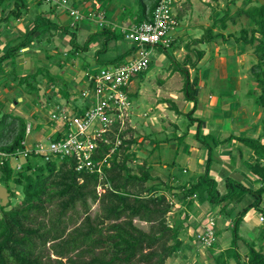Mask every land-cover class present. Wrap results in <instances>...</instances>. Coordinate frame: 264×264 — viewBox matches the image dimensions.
I'll list each match as a JSON object with an SVG mask.
<instances>
[{"label":"trees","instance_id":"trees-1","mask_svg":"<svg viewBox=\"0 0 264 264\" xmlns=\"http://www.w3.org/2000/svg\"><path fill=\"white\" fill-rule=\"evenodd\" d=\"M26 1L0 0V28L9 20H19L23 13H27ZM157 1L136 0L133 23L148 20ZM42 2L44 0H36L35 4L39 6ZM5 9L6 13L3 14ZM131 12L129 9V14ZM43 14L31 17L24 24L23 30L16 32L15 37L5 35L0 51V88L11 85L26 93L37 92L38 83L44 77L48 85L58 86L56 93L62 99H69L66 85L54 74H50L46 66H36L33 72L28 73L15 69L16 58L23 49L33 44L42 48L41 44L48 43L53 33L57 34V40L68 36V50L64 52L53 44L50 49L42 48L44 56L54 61L58 69L62 67L59 61L64 63L68 55L80 56L92 44L97 46L94 61L103 59L102 64L106 65L121 62L134 49V46L127 47L113 58H101L100 55L107 49V42L123 40L124 34L120 30L101 27L87 35L82 44H78L75 41V29L59 25ZM241 15L247 20L248 27H239L235 33L222 32L228 20L234 23ZM123 19L124 13L121 21ZM216 40L227 46H230L231 41L236 48H252L255 61L250 66L249 75L250 81L258 87V94L254 95L250 87L247 96H251L252 104L261 109L262 117L258 123L260 134L256 137L228 135L219 140L213 133H202V120L192 116L197 104L194 95L198 78L194 75L188 80L187 70L180 67L170 55L173 49L170 42L165 58L172 64L173 71L179 72L183 78L181 90L184 99L192 103L184 116L187 126L194 124L193 138L205 155L203 172L183 182H176L174 186L160 182L143 186L152 178L148 170L143 169L144 161L136 167V173H131L126 162L134 159V151L129 150L134 140H122L121 132L117 135V146H114V135L110 132H106L109 143L96 142L92 162L100 161L110 154L101 165L102 177L98 179L95 172L76 171L75 162L70 157L44 160L32 149L24 151L25 120L21 116L0 111V186L5 187L11 198H15L17 190L21 194L15 205L11 206L8 200L4 207H0V264H164L184 249L179 237L184 236L186 226L190 225L187 223V210L193 202L198 206L206 205L209 209L217 207L219 215L230 224L228 246L213 253L220 230L212 222L214 241L206 246L212 253V262L208 264H229L230 260L235 264H264V4L241 6L232 14L225 8L214 17L202 35L192 41L201 44ZM188 45H184L186 50ZM194 55V62L185 55L182 64H189L195 73V63L202 57V53L195 50ZM3 65L10 69L5 70ZM172 110L178 114L177 110ZM116 127L113 123L114 132ZM53 137L57 139L58 135ZM176 139L181 140L180 137ZM232 142L236 143V149L245 148L249 151L250 159L240 161L255 176L256 186L253 188L229 178L227 174L222 175L220 184L209 176L214 171V165L218 164L213 158L216 148ZM20 152L25 155V162L20 169L15 170L9 166V158L17 157ZM98 185L104 187L100 194L95 191ZM159 185H164L166 190L175 189L178 192L176 197L180 199L182 210L177 213L180 218L173 226L166 224L165 216L171 211V204L162 194H158ZM95 203L98 212L90 216L89 204ZM249 210L259 213L261 224L252 239H241L238 225ZM133 219L147 223V231L133 225ZM70 224H73L72 228H68ZM199 227L201 231L202 226ZM238 240L245 247L244 261H240Z\"/></svg>","mask_w":264,"mask_h":264},{"label":"rangeland","instance_id":"rangeland-1","mask_svg":"<svg viewBox=\"0 0 264 264\" xmlns=\"http://www.w3.org/2000/svg\"><path fill=\"white\" fill-rule=\"evenodd\" d=\"M35 1L36 0L26 1L27 13H23L21 19H11L6 25H1L0 51L3 48L1 43L2 39L5 41L6 37H15L16 32L23 30L24 24L29 22L34 15L38 13H50L49 8L52 6V3L44 1L39 4V6H36ZM75 1L80 3L81 6H88V2L92 3V0ZM103 1L107 4L109 2V0ZM68 2L70 4V0H68ZM68 2L57 7L68 9ZM124 3L123 6L126 8H122L124 12L121 11L120 14L124 13V15L127 14L126 16H130L128 15V9L136 13V0H125ZM258 4H264V0H215L214 2L209 0H172L171 13L175 16V19L172 29L167 33L165 43L144 48V50L148 51L147 58L149 63L147 69L130 77V84H128L126 88V99L128 104L124 109H120L119 114H116V116L115 113L111 115L110 118L112 121L105 127L106 132L113 133L114 135V146L119 144L117 135H119L120 132L122 140H134V144L129 146V150L134 151V159L127 161L126 165L131 173H136V167L140 165L141 162H145L143 169L148 170L152 179L147 180L143 186L154 185L158 182L161 184L165 183L168 186H174L176 182H183L203 172L202 164L199 166V162H197L201 155H199V152L195 153L193 151L198 148V143L193 138L194 124L187 126V119L184 116L191 108L192 103L184 99L181 90L183 83L181 74L177 71L174 72L172 64L165 58V55L169 52V47L167 46L170 42L173 44L170 55L180 67H184L187 70L188 80L190 81L194 75L198 78L196 82L198 87L196 86L197 88L194 95L197 99V107L192 116L202 120L201 126L205 128L201 127L202 133H206L207 131L214 135L215 133H219V125L222 123V119H214L211 115L217 111L220 106V100L222 99V111L224 113L221 114V117L226 116L230 119L232 118V122H234L233 118L235 115L242 113V115L240 114L241 118L238 123L234 122L236 123L234 126L229 125L231 129H236L237 132L240 128L245 131L248 130L249 135L247 133L243 134L251 137L256 136L255 134H260L258 123L259 119L262 117L261 109L252 104L251 96H247V90L250 87L253 89L254 95L258 94V87L250 81L249 75L250 66L255 61L251 53L252 48L246 46L231 48L234 43L232 44L230 40L229 45L231 47L221 43L219 40L201 44H194L192 41L199 38L204 29L210 26L214 17L225 8H228L229 13L232 14L241 6L248 7ZM91 8L92 11L90 10L89 13H95L98 10L102 12L97 3ZM6 10L7 9H5L3 14L6 13ZM61 12L67 15L66 10L59 11L56 9L52 13L56 14ZM81 16L84 17L85 15L81 14ZM114 18L115 17L112 19ZM116 18L117 21L115 24L108 25L111 28L110 30L118 31L121 30V28L125 30L126 27L135 24L132 22L131 18V20H129V22L131 21L129 25L119 26L118 23L121 21L122 16L118 15ZM125 18L127 19V17ZM52 21L56 23L54 18ZM234 21V23H230L228 20L226 22V29L222 32L235 33L239 27H248L247 20L242 15ZM81 24H83V22ZM92 26L94 27V25ZM79 27L80 24L78 25V28ZM90 28L91 27H85V29ZM82 32L83 31H81V35L77 36L76 34L75 36V41L78 44L82 43L87 37L86 34L89 33V31ZM57 38V34L53 33L48 43L41 44V47L50 49L52 46L51 44H54L63 52L68 50V36H63L60 40H57ZM122 42L124 45H130L127 40H122ZM187 43H189L188 50L184 48V45ZM42 48L38 47L37 44H33L25 50L23 49L22 52L19 53L21 57L19 60L20 67L25 68L28 73L33 72L36 66H46L50 74H60L59 79L66 85L69 97L74 98V100L70 101V99H68L66 101L62 99L58 93H56L58 86L55 85L54 87L48 85L44 77H42L41 82L38 83L37 92L26 93L21 88L11 85H8L6 88H0V111L23 117L26 124H31L30 130L41 133L42 138L38 140V142H35L34 146L37 144H46L49 139L56 134V131L53 130L52 127L56 129L60 128L62 121L64 122L78 114V112L84 110L86 107L83 101L85 98L82 97L84 92L90 90L87 95L92 94L89 85L86 88L78 90L83 84L81 80L82 65L78 58L68 56L64 63L63 61H59L62 67L58 69L56 63H53L54 61L48 60L44 56ZM225 49H231V52L225 51ZM90 50L95 51L93 48ZM195 50L200 51L202 57L196 61L195 67L197 68V72L194 73V69L190 68L189 64L184 66L182 62L185 55L188 56L190 61L194 62ZM50 52L53 53V50L51 49ZM111 53L112 52H107V54H105L109 56L107 58H113L115 56ZM87 54L89 57L92 56L90 51L86 53V55ZM85 57L84 55V58ZM91 59L93 60V57ZM102 60L103 59H99L98 62H95L94 68L90 69L89 73L95 74L98 68L105 66L106 64H102ZM4 67H6V65H4ZM228 78L231 79L230 81L234 82V84L227 83L226 81H228ZM218 80H220V85H218ZM231 88L234 89V92ZM199 89H202L200 93ZM214 98L218 100V105L217 107L215 106L216 108L214 107ZM173 108L177 110L178 114L172 110ZM227 108L230 109V112L229 109L226 111ZM52 115L55 117L52 118ZM224 122L228 121L225 120ZM113 123L117 126L116 132H114L112 128ZM244 125L247 126L245 127ZM41 126H44V128ZM45 126H47V128ZM226 126L223 127V132H228L230 130L229 127ZM248 126H250V129ZM32 127L34 128L32 129ZM26 133L27 132H25V134ZM36 136L37 135L33 133H30L28 136L27 133L25 137L26 143L32 144L31 142L33 141H30V139H35ZM177 137H180L181 140H177ZM218 137L217 135V138ZM177 141L180 143L178 144ZM232 143L236 144L235 142ZM184 145L189 147L186 153ZM114 146L112 148H114ZM32 148L34 147L32 146ZM224 148H226V146L222 149ZM30 149H24V151ZM222 153L219 155L215 153V157H213L219 164L217 168H221L222 157L220 156H222ZM223 154L226 153L224 152ZM109 155L110 154H108L107 158ZM24 156L22 152H20L17 157L9 158V166L15 170L20 169L25 162ZM220 170L222 173L223 169ZM210 176H213V172H210ZM159 186L160 190L158 194H162L165 200L171 204V211L165 216L166 224L173 226L175 222L178 221V218H180L177 213L182 210L180 199L176 197L178 192L175 189L166 190L164 185ZM10 188H12L11 185ZM101 189L103 190L104 187L102 188L100 186L98 194L102 192ZM218 189L221 190L220 186H218ZM14 194L15 198H8L11 206L15 205L21 198L20 191L17 190ZM89 207L90 216L98 212L96 203L89 204ZM187 212V223L190 225L188 227L186 226L183 234L184 236L179 237L184 244V249L178 255L167 259L164 264H208L212 262L211 251L205 245L197 243L195 234L200 232L199 226H203L209 221H214V225H217V227L219 226L218 228L223 226L221 220H217L218 215L216 216V212L219 214L218 208L214 207L209 209L206 205L198 206L196 202H193L191 208L187 210ZM257 216H259V213L256 214V217ZM73 218L74 216H72V219ZM78 218V221H80L82 216ZM219 218L223 220L222 217ZM132 223L143 231H147L149 226L147 223L136 219H133ZM253 224L255 225V223ZM72 227L73 224L68 226V228ZM240 229L241 226L238 225V234ZM256 231L257 229L255 228L253 236L256 234ZM218 237L219 238L216 237L217 244H221L222 247L225 246L222 242H226L227 239L228 241L230 240V228L226 232L221 229L218 233ZM242 238L243 237H241V239ZM237 247L240 261H244L245 247L243 242L238 241ZM212 252L216 253L215 251ZM49 257L53 258L51 254H49ZM229 264L235 263L230 260Z\"/></svg>","mask_w":264,"mask_h":264},{"label":"built area","instance_id":"built-area-1","mask_svg":"<svg viewBox=\"0 0 264 264\" xmlns=\"http://www.w3.org/2000/svg\"><path fill=\"white\" fill-rule=\"evenodd\" d=\"M44 1L53 5L65 4L64 0ZM171 2L172 0H158L148 20L126 27L125 30L121 28L123 39L129 41L128 47L134 46V49L121 62L102 66L95 74L89 72L84 74L87 87L89 85L92 92L91 95H87L90 91L87 90L82 94L86 100V107L75 116L62 121L60 128L55 129L54 135H58L57 139L52 136L46 144L33 146L31 149L35 154L44 160L70 157L75 162L76 171L95 172L98 179L102 177L101 165L105 163L108 155L100 161H91L96 142L109 143L105 127L112 121L110 116L114 113L116 116L120 109H124L128 104L126 88L130 84V77L147 69L148 51L144 48L165 43L167 33L174 25ZM68 15L74 21L82 18L75 10H69ZM92 16L98 27L105 26L103 12L98 10L92 13ZM25 132H28V126ZM99 190L100 185L95 187L97 194ZM212 226V222L209 221L201 227L202 230L195 234L197 243L208 246L214 241Z\"/></svg>","mask_w":264,"mask_h":264},{"label":"crops","instance_id":"crops-1","mask_svg":"<svg viewBox=\"0 0 264 264\" xmlns=\"http://www.w3.org/2000/svg\"><path fill=\"white\" fill-rule=\"evenodd\" d=\"M64 1H65V3L68 2V0H64ZM124 2H125V0H109V2L107 4L103 0H97V1L96 0H92V3L91 2L90 3L88 2V6H81L80 3H78L77 1L70 0V4L68 2V4H69L68 10H67V8L62 9V8L57 7L59 5H55L54 6L52 4V6H50V8H49L50 9V13H48V14L44 13L43 16L49 18L50 20L51 19L53 20V18H54V20L56 21V23L59 24V25L67 26V27H70V28L74 27L73 29H75L77 36L78 35H81V31H83V32H88L89 31V33L86 34V36H87L90 33H93L94 31H97V30L100 29V27H98L96 25V22L92 19V13L91 12L89 13L90 10L92 11V8L91 7L93 5H95V3H97L98 6H100V10L104 13V20H105L106 23H105V26H103V27H107L108 25L115 24V22L117 21V18L116 17L118 15L119 16H122L123 13L120 14V12L122 11V8H126V7L123 6L125 4ZM106 7H108V8H106ZM56 9L59 10V11H62V10L65 11L66 10L67 15H68V11L69 10H75L80 15L81 14H84L85 16L84 17L82 16V18H80L79 20L74 21L73 18H70L69 15L67 16V15L63 14V12L53 14L52 12H54ZM128 11H129V9H128ZM115 12H116V14H115ZM122 12H124V11H122ZM131 13L130 14L128 13V15H130V16H126L127 14H125L124 16L127 17V19L124 17V19L122 21H120L118 23V25L119 26L129 25V23L131 22V21L129 22V20H131V18H132V22H133L134 13L133 12H131ZM113 17H115V18L112 19ZM82 22H83V24H81ZM79 24H80V27L78 28V25ZM92 25H94L95 28ZM85 27L86 28L87 27H91V28L90 29H85ZM1 41H2L1 43L3 45V43L5 41H3V39ZM80 44H82V43H80ZM127 47H128L127 44L124 45L123 42H122V40L121 41L120 40L119 41H109V42H107V49H106L105 53H103L102 55H100V57L101 58H103V57L104 58L109 57V56H106L105 55V54H107V52H112L111 54H113V55L116 56V55L120 54L121 52H123ZM229 47H231V46H229ZM89 48L90 49L93 48L94 50H96L97 49V46H96V44H92L91 47H89ZM231 48H234V46L232 45ZM90 49H89V51L92 53V56L91 57H89L88 54L86 55V53H88L89 51H87L85 53H82L80 56H75L76 58H78V60H80L81 65H82V78H81V80H82V83L83 84L81 85V87H79L78 90L87 87V85H85L86 84V81H85L84 74L87 73V72H89L90 69H93L94 66H95L94 51H91ZM60 51H62V50H60ZM225 51L231 52V49H225ZM84 55L86 56L85 58H84ZM68 56L74 57V56H71V55H68ZM92 57H93V60L91 59ZM110 58H112V57H110ZM20 59H21L20 56H18L16 58L15 69L16 70H19L21 72H26L27 70L25 68H21L20 65H19V60ZM3 68L5 70H9L10 69V67H8V66L4 67V65H3ZM55 76L59 78L60 77V74L56 73ZM227 80H228V81H226L227 83L234 84V82L230 81L231 79L228 78ZM218 85H220V80H218ZM200 91H202V89H199V93H200ZM232 91L234 92V89H232ZM228 96H229V94H228ZM69 99H70V101L74 100V98H70V97H69ZM214 100H215L214 107L215 106L217 107L218 100L215 99V98H214ZM83 101L86 104V101L85 100H83ZM220 101H221L220 102V106L218 107L217 111L213 115H211V117L214 118V119H222V123L219 125L220 126L219 127V133H215V135L216 136L217 135L219 136L218 137L219 140H222L223 138H225V137H227L228 135H231V134H233V135L246 136L244 134H246V133L248 134V130L245 131V130H242V128H240L238 130V132H237L236 129H231V127H229V125L230 126L231 125L234 126L236 123L239 122V119L241 118L240 114L242 115V113H238L237 115H235V117L232 116V117H234L233 118V121L236 122V123L232 122V118L230 119L229 117H226V116H222L221 117V114L224 113V112L222 111V104H223L222 99ZM229 107H230V105H229ZM228 109L229 108H227L226 111H228ZM229 112H230V109H229ZM243 118H245V117H243ZM225 120L228 121V122H224ZM203 124H204V122H203ZM226 125L229 127L230 130L228 132L225 131L226 132L225 133V132H223L224 131L223 130L224 129L223 127L226 126ZM26 126H28V131H29V132H27L28 133V136L30 135V133H33L34 135H37V136H36L35 139H30V141H33V142H31L32 144H27L26 143V140L24 138L23 146H24V149L25 150L32 148V146H34L35 142H38V140H40L42 138L41 133H37L34 130H30L31 129L30 128L31 124L30 125L29 124H26ZM244 126L246 127L247 125H244ZM41 127L44 128V126H41ZM45 127L47 128V126H45ZM248 127L250 129V126H248ZM33 128L34 127H32V129ZM202 128H204V127H202ZM52 129L55 130L56 128L55 127L54 128L52 127ZM27 133L25 134V137L27 136ZM234 133H237V134H234ZM255 135H257V134H255ZM248 137H251V136H248ZM254 137H256V136H254ZM197 145H198V148L194 149L193 151L195 153L199 152V155H201V157H199L200 159H198L197 162H199V166L202 164V167H203V161H204V156L205 155H204L203 150L199 147V144H197ZM225 146H226V148L222 149ZM225 146H221V147L216 148V153H218V155L220 153H222V152L223 153L225 152L226 154H223L222 153V156H220V157H222V159H221V165H220L221 168H217V166L219 164L214 165L213 176H210V173H209V176L211 178H213L214 180H216L220 184L221 183L220 181H221L222 175L227 174V176L229 178H231V179H233V180H235L237 182H240L243 185L249 186L251 188L255 187L256 186L255 185V182H256L255 176H253L252 174H250L247 171V169L241 164V161H240L241 159H246V160H249L250 159V156L248 155L249 151L247 149H245V148H242V149L238 150V149H236V145L233 144V143L227 144ZM184 148L186 149L185 150V153H186L188 151V148L189 147L184 145ZM220 169H223L222 170L223 171L222 173H221V170ZM256 214H257V212H255L253 210H251V211L249 210V211H247L243 215L242 220L240 221V224H239L241 226V229L239 231V235L241 237H243L242 239L250 240V239H252L254 237L253 236V231L255 230V228L257 229L260 226V224H261L260 215L256 217ZM217 215H218L217 220H221V223H222L223 226L221 228H218L219 226L217 227V225H216V228H218V230L223 229V231H225V232L228 231L229 226H230L229 225V221H227L225 219H223V220L220 219L219 217H222V216L219 215L216 212V216ZM249 215H251V216H249ZM253 223H255V225ZM199 229H200V227H199ZM217 238H219V237L217 236ZM238 241H237V245H238ZM228 242H229L228 239L226 240V242L223 241L222 243L225 245L223 247L221 246V244L220 245L217 244V246L215 248H213L212 251L219 252L221 250H224L225 247L228 246ZM197 264H200V263H197Z\"/></svg>","mask_w":264,"mask_h":264},{"label":"water","instance_id":"water-1","mask_svg":"<svg viewBox=\"0 0 264 264\" xmlns=\"http://www.w3.org/2000/svg\"><path fill=\"white\" fill-rule=\"evenodd\" d=\"M9 194L5 187L0 186V207H4L8 202Z\"/></svg>","mask_w":264,"mask_h":264}]
</instances>
